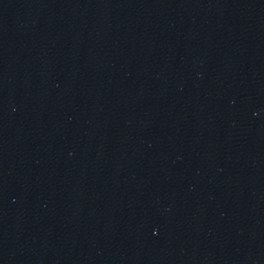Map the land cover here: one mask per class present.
Here are the masks:
<instances>
[{
	"label": "water",
	"instance_id": "water-1",
	"mask_svg": "<svg viewBox=\"0 0 264 264\" xmlns=\"http://www.w3.org/2000/svg\"><path fill=\"white\" fill-rule=\"evenodd\" d=\"M0 264H264V0H0Z\"/></svg>",
	"mask_w": 264,
	"mask_h": 264
}]
</instances>
